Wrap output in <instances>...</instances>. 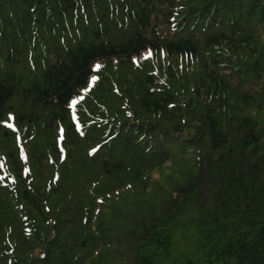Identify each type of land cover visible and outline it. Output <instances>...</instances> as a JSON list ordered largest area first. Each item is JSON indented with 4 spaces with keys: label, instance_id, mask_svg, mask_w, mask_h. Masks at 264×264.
I'll use <instances>...</instances> for the list:
<instances>
[{
    "label": "trees",
    "instance_id": "1",
    "mask_svg": "<svg viewBox=\"0 0 264 264\" xmlns=\"http://www.w3.org/2000/svg\"><path fill=\"white\" fill-rule=\"evenodd\" d=\"M190 208L264 264V0H0V264H163Z\"/></svg>",
    "mask_w": 264,
    "mask_h": 264
},
{
    "label": "rangeland",
    "instance_id": "2",
    "mask_svg": "<svg viewBox=\"0 0 264 264\" xmlns=\"http://www.w3.org/2000/svg\"><path fill=\"white\" fill-rule=\"evenodd\" d=\"M153 67L154 66L150 60L139 58L138 62L131 67L132 69L128 68V70L130 71L131 77H137L151 74L154 71ZM114 69L115 68L107 72L106 68L101 66L97 75V82H99L101 86L107 88V90L110 89L111 91L116 88V84H114L110 78H106V76L111 77V74L114 73V81H117L121 76V72H115ZM100 94L109 95L112 93ZM158 177L159 175L156 174L155 178ZM197 217V213L192 208L188 209L183 215L174 229L171 255L163 260V264H181L185 261H191L195 264H205L207 261L206 251L202 248V237L200 236L199 229L195 223Z\"/></svg>",
    "mask_w": 264,
    "mask_h": 264
}]
</instances>
